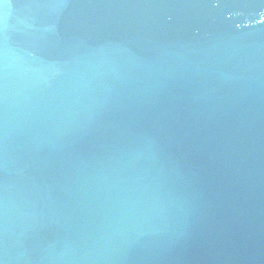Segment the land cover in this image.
I'll list each match as a JSON object with an SVG mask.
<instances>
[{
    "label": "water",
    "instance_id": "1",
    "mask_svg": "<svg viewBox=\"0 0 264 264\" xmlns=\"http://www.w3.org/2000/svg\"><path fill=\"white\" fill-rule=\"evenodd\" d=\"M0 264H264V0H0Z\"/></svg>",
    "mask_w": 264,
    "mask_h": 264
}]
</instances>
